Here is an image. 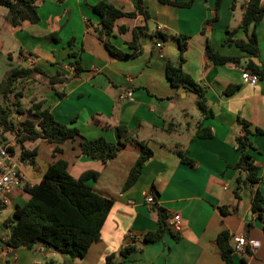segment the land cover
I'll use <instances>...</instances> for the list:
<instances>
[{
	"label": "crops",
	"instance_id": "crops-1",
	"mask_svg": "<svg viewBox=\"0 0 264 264\" xmlns=\"http://www.w3.org/2000/svg\"><path fill=\"white\" fill-rule=\"evenodd\" d=\"M100 1L44 0L38 7L40 21H24L18 28L5 20L8 9L0 4V84L13 68L23 65L42 70L17 84L23 91L18 101L25 113H18L15 121L32 118V103L41 102L57 120L80 131L76 140L62 144L42 139L24 142L26 149L37 150L33 165L20 160L21 147L14 145L25 187L38 184L48 167L63 159L74 178L89 171L99 173L87 183L115 201L100 240L83 258L71 257L43 242L32 248L4 244L11 228L1 225L13 219L29 199L25 188H14L10 203L0 211V264H107L108 257L112 264H264V212L261 219L252 210L255 190L259 188L264 195V79L252 85L242 77L249 71L245 69L249 60L264 64V18L249 29L258 38L260 55L255 57L227 42L228 32L234 29V39L247 38L239 26L248 0H220L219 5L217 0H193L189 7L144 0L147 16L136 11L137 0H104L136 13L115 23L110 40L130 54L115 58L96 35L101 17L93 6ZM134 30L141 36L131 45ZM179 38L187 43L182 68L206 90L213 113L205 119L201 114L189 137L182 135L178 118L189 115L182 101L190 92L173 87L166 75L167 63L179 62ZM207 44L222 55L240 57L241 63H212L206 56ZM75 61H79V73ZM52 77L57 82L52 83ZM234 86L238 88L227 94ZM14 99L13 95L7 98ZM22 99L30 105L25 106ZM2 101L0 108H6L4 97ZM243 119L251 124L253 147L247 154L259 165L261 182L254 188L248 185L238 198L240 172L234 165L240 158L236 139L244 134ZM119 126L130 131L129 141L123 139L126 147L145 142L153 155L130 188L124 189L123 183L112 195L111 160L92 159L79 144L100 137L119 143ZM208 129L211 137L198 135ZM4 135L6 141L14 142V135ZM56 147L61 152H54ZM179 151L193 163L184 162ZM146 194H153L155 201L148 203ZM156 206L169 216L179 214L181 230H167L161 240L144 243V234L158 227ZM224 231L230 233L232 245L240 235L249 241L245 252L235 251L230 261L222 258L217 242ZM251 240L259 245L254 248ZM126 248L131 252L124 255Z\"/></svg>",
	"mask_w": 264,
	"mask_h": 264
},
{
	"label": "trees",
	"instance_id": "trees-1",
	"mask_svg": "<svg viewBox=\"0 0 264 264\" xmlns=\"http://www.w3.org/2000/svg\"><path fill=\"white\" fill-rule=\"evenodd\" d=\"M163 3L189 7L193 0L187 2H178L171 0H160ZM44 0H0V4L8 9L5 20L12 28H18L22 22L38 23L40 15L38 7ZM220 0H217L219 5ZM262 0H248L245 6L239 28L246 33V39H234L233 35L236 29L229 31L230 37L227 42L235 44L246 53L258 57L260 48L258 38L255 32L249 33L251 26H256L264 18V5ZM144 0H137L136 11L147 16L144 10ZM94 11L101 17L100 25L96 28L97 37L105 44L108 51L115 58L128 57L130 54L118 49L110 40L117 19L124 16L132 17L136 13L124 12L104 0L93 6ZM1 32V28H0ZM141 33L134 30V40L131 45H136ZM57 39V38H56ZM187 49V43L179 38V62L174 64L167 63L166 75L171 85L177 89H184L193 92L198 97V107L202 118L212 116V111L206 101V90L195 82L182 68L184 62V52ZM206 56L216 64L234 63L240 64L241 58L237 56H226L220 54L209 44L206 46ZM74 57V56H72ZM76 73L81 72L79 61L74 62ZM246 70L257 74L264 79V64L258 65L249 60L245 66ZM35 71L42 72L39 68L30 66L11 69L0 84V93L5 99L6 108H0V127L3 128L1 140H5V135H12L17 130L18 144L21 147L20 160L35 164L37 150H29L24 146L26 141H35L42 139L48 143L62 144L68 140H76L80 136V131L76 126L68 125L56 119L49 109L43 108L41 102H33L30 111L32 118H25L15 121L14 114H24L19 98L23 97V91L18 90L17 84L27 80ZM51 82H57L54 77ZM238 87H229L227 94H232ZM13 95L17 101V108L12 109L7 98ZM202 119V120H203ZM202 120L198 123H202ZM244 128V134L236 139V147L240 152V158L234 165L239 170L237 178V188L235 195L240 198L241 192L247 188L257 187L261 182L260 167L254 163L253 159L247 154L248 149L253 147L250 135L251 124L246 120H240ZM208 131V132H207ZM205 133H198L201 137H211L212 132L208 129ZM261 133L260 129H256ZM120 136L119 143L107 141L100 137L94 140L85 139L80 142L82 153L92 159L100 160L104 163L114 159L122 147L128 142L130 131L125 126L118 127ZM126 140V142L124 140ZM140 147V155L131 168L129 175L124 183V189L130 188L139 178L145 162L153 155V150L145 142H136ZM54 152H61L56 147ZM182 160L188 164L193 161L183 152L179 151ZM99 173L94 171L85 172L80 178H74L67 169V162L59 159L51 164L44 174L43 179L33 186H26L25 191L29 195L27 203L19 207L13 216L1 226L11 228L8 238L4 244L13 247L32 248L37 243L43 242L54 248L58 252L67 254L71 257L83 258L86 256L90 246L99 241L102 228L112 210L115 201L114 198L107 197L96 191L88 183V179H97ZM158 216V227L155 231H149L144 234V243H150L161 240L166 231L168 213L156 206ZM252 210L262 219L264 212V195L257 188L252 200ZM1 211V209H0ZM178 239V237H176ZM1 240V238H0ZM218 246L221 256L225 261H230L235 252L234 245L231 244V236L228 231L219 234ZM249 252V249H246ZM131 252V248H126L124 255ZM111 257H108L107 264H112ZM48 264H54L50 262Z\"/></svg>",
	"mask_w": 264,
	"mask_h": 264
},
{
	"label": "built area",
	"instance_id": "built-area-1",
	"mask_svg": "<svg viewBox=\"0 0 264 264\" xmlns=\"http://www.w3.org/2000/svg\"><path fill=\"white\" fill-rule=\"evenodd\" d=\"M158 47L161 43L157 44ZM242 77L245 81L252 85H256L259 81V76L250 71H244ZM129 94L128 96H130ZM122 98L125 95L121 96ZM3 133V128L0 127V209H3L10 203V193L14 188H25L22 180L19 163L16 159L14 153V145L18 143L17 130L12 134L15 139L14 142L1 140V134ZM146 201L152 203L155 201V196L153 194H146ZM181 217L179 214H173L167 219V227L173 232H178L181 230ZM248 239L244 235L237 236L235 238L234 249L237 252H245V246L248 244ZM250 244L255 248L259 245L256 240H251Z\"/></svg>",
	"mask_w": 264,
	"mask_h": 264
},
{
	"label": "rangeland",
	"instance_id": "rangeland-1",
	"mask_svg": "<svg viewBox=\"0 0 264 264\" xmlns=\"http://www.w3.org/2000/svg\"><path fill=\"white\" fill-rule=\"evenodd\" d=\"M2 98L3 97L1 95L0 102H3ZM17 100L18 99L15 98L14 101L12 102L9 101V103L13 106L12 109L14 110V112H15V109L17 108V102H18ZM22 101L25 103V106L30 105L29 103H26L24 99H22ZM182 102H183L182 107H185L188 110L189 115L188 117L178 118V121L182 125V128L180 130L182 131V135L189 137L195 130L194 127H195L196 120L200 118L201 116V112L198 107V97L195 93L190 92L188 97L184 99ZM22 106L23 105L21 104V107ZM23 110L25 109L23 108ZM17 115L19 114L18 113L14 114V118H17ZM188 121L190 122V127H188V124H187ZM139 155H140V147L137 146L134 142L133 145L122 147L118 155L114 159L111 160L109 168H110L111 175H112V186L110 190V193L112 195H115L118 192L119 187L123 185V183H125L126 178L129 175L130 169L134 165Z\"/></svg>",
	"mask_w": 264,
	"mask_h": 264
}]
</instances>
